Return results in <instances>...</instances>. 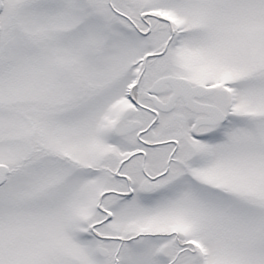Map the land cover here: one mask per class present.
Instances as JSON below:
<instances>
[{
	"label": "snow or ice",
	"instance_id": "6c2138e0",
	"mask_svg": "<svg viewBox=\"0 0 264 264\" xmlns=\"http://www.w3.org/2000/svg\"><path fill=\"white\" fill-rule=\"evenodd\" d=\"M0 264H264V0H0Z\"/></svg>",
	"mask_w": 264,
	"mask_h": 264
}]
</instances>
